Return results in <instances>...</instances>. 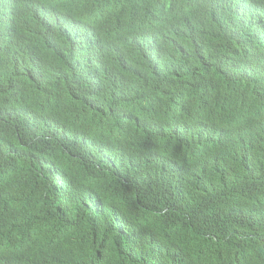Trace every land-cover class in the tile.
<instances>
[{"label": "trees", "instance_id": "16d2710c", "mask_svg": "<svg viewBox=\"0 0 264 264\" xmlns=\"http://www.w3.org/2000/svg\"><path fill=\"white\" fill-rule=\"evenodd\" d=\"M183 1L0 0V264H264V153L214 130L264 133V74Z\"/></svg>", "mask_w": 264, "mask_h": 264}, {"label": "clouds", "instance_id": "9594fccd", "mask_svg": "<svg viewBox=\"0 0 264 264\" xmlns=\"http://www.w3.org/2000/svg\"><path fill=\"white\" fill-rule=\"evenodd\" d=\"M203 0H195L192 3V7L198 6ZM216 7L213 10L204 12H194L188 14V20L190 22L187 28L195 29L200 27L205 19L218 20L223 22H232L233 17L228 13L229 9H237L235 2L229 0H214ZM180 7L189 10V6L185 2L177 3ZM258 8L264 11V0H256ZM221 19V20H219ZM257 23V22H256ZM256 23H252L253 35L244 36L243 50L248 52L251 57V62L257 71L264 74V27L259 28ZM191 29H184L187 31H193ZM233 111L224 112L220 119L215 123L214 130L217 137L230 144L236 152L237 159L247 158L248 156L256 155L258 153H264V133L257 134L254 138L246 137L242 132L236 130L238 121L234 118ZM229 139H227V138Z\"/></svg>", "mask_w": 264, "mask_h": 264}, {"label": "rangeland", "instance_id": "374dc122", "mask_svg": "<svg viewBox=\"0 0 264 264\" xmlns=\"http://www.w3.org/2000/svg\"><path fill=\"white\" fill-rule=\"evenodd\" d=\"M195 0H187V5L189 6V14H192L194 12H204V11H210L213 10V7H216V2L214 0H203L198 6L192 7V3ZM232 2H235L238 6L237 9H229L228 13L231 17H233L232 22H223L219 21L221 23L220 26L228 27L230 31L240 32V44L244 45V36L245 35H253L252 32V23H256L257 21H261L264 23V11L260 8H258L256 4V0H229ZM221 20V19H219ZM264 35V34H263ZM264 42V37H263ZM260 112V110L258 111ZM258 112L256 115H253L255 118L262 117L258 115ZM234 118L238 122H243L244 119L238 114L233 115ZM264 122V121H263Z\"/></svg>", "mask_w": 264, "mask_h": 264}, {"label": "bare ground", "instance_id": "6f19581e", "mask_svg": "<svg viewBox=\"0 0 264 264\" xmlns=\"http://www.w3.org/2000/svg\"><path fill=\"white\" fill-rule=\"evenodd\" d=\"M196 71H198L199 70V68H196L195 69ZM170 72H165V74H169ZM264 80V79H263Z\"/></svg>", "mask_w": 264, "mask_h": 264}]
</instances>
